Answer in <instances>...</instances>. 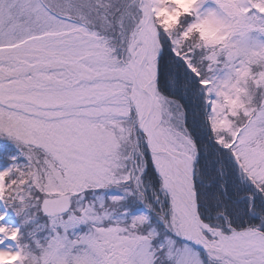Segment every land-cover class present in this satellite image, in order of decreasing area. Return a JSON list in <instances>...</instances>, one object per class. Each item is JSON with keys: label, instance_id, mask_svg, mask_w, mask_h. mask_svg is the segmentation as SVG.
<instances>
[{"label": "snow or ice", "instance_id": "snow-or-ice-1", "mask_svg": "<svg viewBox=\"0 0 264 264\" xmlns=\"http://www.w3.org/2000/svg\"><path fill=\"white\" fill-rule=\"evenodd\" d=\"M0 264H264V0H0Z\"/></svg>", "mask_w": 264, "mask_h": 264}]
</instances>
